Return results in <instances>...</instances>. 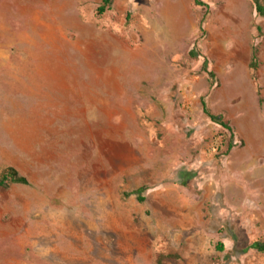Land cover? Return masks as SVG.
<instances>
[{"label": "rangeland", "instance_id": "rangeland-1", "mask_svg": "<svg viewBox=\"0 0 264 264\" xmlns=\"http://www.w3.org/2000/svg\"><path fill=\"white\" fill-rule=\"evenodd\" d=\"M203 1L0 0V264H264V17Z\"/></svg>", "mask_w": 264, "mask_h": 264}, {"label": "trees", "instance_id": "trees-1", "mask_svg": "<svg viewBox=\"0 0 264 264\" xmlns=\"http://www.w3.org/2000/svg\"><path fill=\"white\" fill-rule=\"evenodd\" d=\"M113 2L114 0H101V3L97 8L98 15H103L106 11H108L111 8ZM196 4L203 6L204 9L203 17L201 19V30H204V25L210 15V8L203 0H196ZM256 9L258 15L260 17H264V3L262 2V0H256ZM258 66H259L258 50L255 48L253 51L252 61L250 64L253 74H256L258 70ZM203 69L207 72L209 78L213 80L215 77V73L208 67L207 61H205ZM202 103L205 114L222 127L223 131L221 132H225L229 134V140L227 143V150H226V152L229 153L236 146V143L234 141L235 133L232 125H230V123L226 121L221 115H215L210 111L205 97L203 98ZM219 134L221 135L222 133ZM181 175L183 176L184 181H188L190 178L194 176V174L191 171H186V170L182 171ZM15 183L28 184L29 180L26 176L22 175L18 171V169H16L14 166H7L0 172V186L6 187L9 186L10 184H15ZM148 189L149 186L145 185L139 188L137 191H135V193L138 194V199L141 202L146 200V197L143 195V193L146 192ZM252 246L258 251L264 252V241H260V240L255 241L252 244ZM218 248L221 251L225 250L224 243L220 242ZM157 264H162L161 257L158 258Z\"/></svg>", "mask_w": 264, "mask_h": 264}, {"label": "bare ground", "instance_id": "bare-ground-1", "mask_svg": "<svg viewBox=\"0 0 264 264\" xmlns=\"http://www.w3.org/2000/svg\"><path fill=\"white\" fill-rule=\"evenodd\" d=\"M181 25V24H180Z\"/></svg>", "mask_w": 264, "mask_h": 264}]
</instances>
